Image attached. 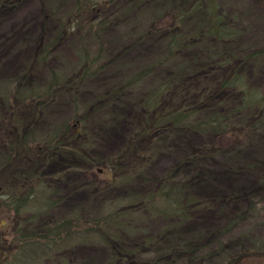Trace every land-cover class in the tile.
Masks as SVG:
<instances>
[{"label":"rangeland","instance_id":"374dc122","mask_svg":"<svg viewBox=\"0 0 264 264\" xmlns=\"http://www.w3.org/2000/svg\"><path fill=\"white\" fill-rule=\"evenodd\" d=\"M95 1L99 6L89 14L84 30H68L51 48L45 62L39 61L44 47L61 32L62 20L76 0H22L13 7L0 9V86L27 90L44 84L51 70L64 74L76 71L77 50L83 43L92 53L102 51L105 65L101 72L79 82V113L72 94L63 92L36 122L41 132L68 121L76 131L87 129L81 140L89 147V157L98 161L123 149L144 93L188 68L196 53L158 67L138 87L110 99L113 96L108 93L122 79L165 54L168 43L165 26L152 22L156 7L181 6L190 0H141L140 4L138 0H115L113 4ZM217 3L225 17L240 30L238 49L248 52L264 45V0H217ZM245 71L252 85L264 89V57L248 60ZM99 97L103 100L99 101ZM29 115L26 110L20 114L27 120ZM2 117L0 111V129L4 124ZM204 146L220 147L221 151L215 157L192 159ZM5 156L6 148L0 141V165ZM63 158L62 167L57 159L49 164L52 169L49 179L53 181L49 196L56 206L39 219L40 225L73 211L92 219L107 201L124 193L120 189L97 187L99 176L110 175L104 164L90 166L66 154ZM169 171H174L177 179L186 183L204 204L193 211L189 221L167 233L158 245L140 246L136 257L117 264H145L147 256L155 255H159L158 264H223L229 258L232 262L227 264H264V252L260 251L261 256L254 262L249 251L254 240L264 239V128L241 140L171 131L157 142L145 174L152 185ZM12 221L0 210V244L14 228ZM151 225L155 231L161 230L164 223L155 221ZM172 250L178 254L164 259ZM1 252L10 257L15 253L14 249L0 246V264L15 262L12 256L7 263ZM111 256L108 245L89 242L61 250L42 264H108ZM17 263L34 264L33 258L25 254L19 255Z\"/></svg>","mask_w":264,"mask_h":264},{"label":"trees","instance_id":"16d2710c","mask_svg":"<svg viewBox=\"0 0 264 264\" xmlns=\"http://www.w3.org/2000/svg\"><path fill=\"white\" fill-rule=\"evenodd\" d=\"M20 1L2 0L0 9L13 7ZM137 3L135 6L139 5ZM97 6L95 0H76L62 20L63 29L46 44L39 61L45 62L50 57L51 48L68 30L74 28L82 32L89 14ZM131 6L130 9L133 4ZM154 16V25L165 26L168 35L165 54L122 79L108 93L113 96L110 99L138 87L158 67L169 65L188 53L194 52L196 56L181 73L144 93L132 120L130 136L123 149L112 157L92 160L88 145L81 140L87 129L76 131L70 121L47 132L39 131L36 124L63 92L72 94L79 113V82L88 81L101 72L105 65L102 51L92 53L83 43L77 50L76 71L64 74L51 70L44 84L27 90L0 86L4 123L0 141L6 148L5 160L0 165V210L6 212L15 225L0 246L14 249L12 256L16 263L13 264H18L19 255L24 254L31 256L34 264H42L61 250L89 242L111 248L108 264L136 257L140 246L158 245L167 233L189 221L193 211L204 204L189 191L186 183L177 179L174 171L152 185L148 183L145 169L154 157L159 139L171 131L185 130L241 140L255 136L264 128V89L252 85L245 71L248 60L264 57V45L248 52L238 49L240 30L221 12L217 0L158 6ZM100 100L103 99L99 97ZM23 110L30 113L29 120L20 116ZM220 151V147L204 146L191 158L215 157ZM65 154L90 166L104 164L110 175L99 176L97 187L120 189L124 193L107 201L92 219L73 211L40 225L39 219L56 206L49 196L53 182L49 179L52 173L49 164L57 159L62 167ZM155 221L164 223L161 230L151 229ZM135 238L140 241L135 242ZM263 248L264 239L254 240L249 249L254 262L264 252ZM177 254L178 251L172 250L163 258L172 259ZM1 255L6 257L7 263L12 258L4 252ZM159 261V255L147 256L144 263L158 264ZM230 262L231 258L223 264Z\"/></svg>","mask_w":264,"mask_h":264}]
</instances>
